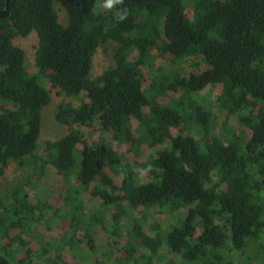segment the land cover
Masks as SVG:
<instances>
[{
	"label": "trees",
	"instance_id": "trees-1",
	"mask_svg": "<svg viewBox=\"0 0 264 264\" xmlns=\"http://www.w3.org/2000/svg\"><path fill=\"white\" fill-rule=\"evenodd\" d=\"M104 4L11 0L0 17V176L11 164L33 176L0 193V264H69L65 250L74 264H264V0ZM108 42L112 63L93 77ZM197 56L204 70L154 67ZM207 84L213 103L197 95ZM53 96L65 133L38 153ZM107 134L153 154L130 164ZM49 169L53 202L31 196ZM104 233L126 236L120 256Z\"/></svg>",
	"mask_w": 264,
	"mask_h": 264
},
{
	"label": "rangeland",
	"instance_id": "rangeland-1",
	"mask_svg": "<svg viewBox=\"0 0 264 264\" xmlns=\"http://www.w3.org/2000/svg\"><path fill=\"white\" fill-rule=\"evenodd\" d=\"M58 12H59L60 18L64 19V14L60 10H58ZM33 44H35L33 39H26L21 42V45L26 52L27 66L31 72L34 70L32 66L33 64V56H32ZM113 47H114V44L111 42H108L97 50V53L95 54V57H94L92 70H91V75L93 77L97 75L98 73H100L103 69H106L107 67H109V65L112 63L111 54H112ZM155 54L156 53L153 50L150 53L152 58L155 57ZM166 60L167 59H164V58H160V59L158 58L154 60V67L156 68L157 66H159L166 70L170 69V67L177 68L178 70H181V73L182 71L197 72V71L204 70V68H206L200 56L187 58V60H185L184 62L181 61L180 63H178L177 64L178 66H169L170 63L169 61L166 62ZM192 63L197 64V66H193ZM46 87L49 88V85L46 84ZM218 93H219V86L217 85L211 86L207 84L201 91L197 93V95L203 98L204 100H206L207 102L213 103ZM170 96H173V94L168 92L163 97L157 98V100L161 104H167L169 102ZM174 96H176V94H174ZM59 102H60V97L53 96L51 98L50 104L42 111L41 133H40L39 140L37 142L38 143V149H37L38 153L42 151V148L46 141L58 139L65 133V129L62 126H60L54 119V113L56 111V108ZM213 110L214 112H216L215 109ZM145 111H147V109L144 110V112ZM233 125L237 127V124L234 122H233ZM172 131L175 132V130H172ZM237 133L240 134V131H237ZM97 136H98L97 132L90 134L88 136L87 142L88 143L93 142L97 138ZM106 138L110 141L114 150L121 152L123 156L125 157L126 161L130 164H133L134 161L136 160L138 161V163H143L145 159L147 158V156L153 154L152 148H149L148 146L145 145L141 149L142 150L141 157L137 158L129 152V146L127 144H123L119 141L112 140L110 134H107ZM31 177L33 176L31 175V170L29 168L16 166V164H11L8 167V169H6L5 173L2 176H0V193L4 194V193L9 192L14 185L18 183H22V182L24 183L30 180ZM53 178L54 177L52 176L51 171L49 169L45 174V178L37 182L35 190L31 192V196L33 197L37 196L43 201L53 202V200L56 198L55 192H56V187H57V182H58L57 180ZM116 178L118 181L120 180L119 176H117ZM60 187H61V183L59 181L58 188ZM53 205L58 206V204H55V202ZM90 207H92L91 204H90ZM152 219L156 221L163 220V219L165 220V216L155 213ZM152 219L148 217V223L151 222ZM166 222H167V218H166ZM163 223H165V221ZM52 230L54 231L52 233V238L54 240H58L59 234H61L60 229L53 228ZM104 238L106 239L105 241L98 239L100 243L103 242L100 246H106L107 243L108 244L112 243L114 247L113 256H120L122 252L121 248L124 244L123 242L126 239V236L123 235V237L115 239V238L107 237V235L104 233ZM64 253L67 255L68 259L70 260L69 264H74V262L71 261L74 259L73 254L69 250H65Z\"/></svg>",
	"mask_w": 264,
	"mask_h": 264
},
{
	"label": "water",
	"instance_id": "water-1",
	"mask_svg": "<svg viewBox=\"0 0 264 264\" xmlns=\"http://www.w3.org/2000/svg\"><path fill=\"white\" fill-rule=\"evenodd\" d=\"M11 0H4V7L0 10V17H7L9 14V3Z\"/></svg>",
	"mask_w": 264,
	"mask_h": 264
},
{
	"label": "clouds",
	"instance_id": "clouds-1",
	"mask_svg": "<svg viewBox=\"0 0 264 264\" xmlns=\"http://www.w3.org/2000/svg\"><path fill=\"white\" fill-rule=\"evenodd\" d=\"M121 0H105V4H104V7L106 8H111L113 6L114 3H120ZM124 18V15L121 14L119 16V19H123Z\"/></svg>",
	"mask_w": 264,
	"mask_h": 264
}]
</instances>
